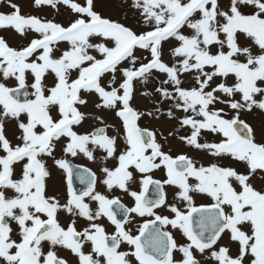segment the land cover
<instances>
[{"label":"snow or ice","instance_id":"1","mask_svg":"<svg viewBox=\"0 0 264 264\" xmlns=\"http://www.w3.org/2000/svg\"><path fill=\"white\" fill-rule=\"evenodd\" d=\"M0 4V264H264V0Z\"/></svg>","mask_w":264,"mask_h":264},{"label":"rangeland","instance_id":"2","mask_svg":"<svg viewBox=\"0 0 264 264\" xmlns=\"http://www.w3.org/2000/svg\"><path fill=\"white\" fill-rule=\"evenodd\" d=\"M17 3H20L23 6V9L25 12H34L36 14H40V15H46L49 18H51L53 15H55L54 10H52L51 8H44L41 10H35L32 9L30 7L31 5V0H16ZM0 8H3L4 10H7L4 4H0ZM118 15L115 16L114 18H118ZM57 19H61V17L57 16ZM0 35H5V36H13L16 35L13 29H9L7 31L4 30H0ZM18 39V37H17Z\"/></svg>","mask_w":264,"mask_h":264},{"label":"flooded vegetation","instance_id":"3","mask_svg":"<svg viewBox=\"0 0 264 264\" xmlns=\"http://www.w3.org/2000/svg\"><path fill=\"white\" fill-rule=\"evenodd\" d=\"M74 163L81 164V165H83L85 167L92 168L93 171H97V165L95 163H93L92 161L87 160L84 157H81L80 159L74 160ZM113 163H114L113 161H109L108 162L109 165H112ZM155 175L157 177H159L160 176V173L157 172V173H155ZM77 186L80 187V185L78 184V182H77ZM124 202L125 203H131V201L129 199H125ZM61 255H68V254L64 250H61ZM69 258L70 259H74V258H72L70 256H69Z\"/></svg>","mask_w":264,"mask_h":264}]
</instances>
